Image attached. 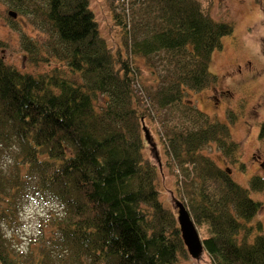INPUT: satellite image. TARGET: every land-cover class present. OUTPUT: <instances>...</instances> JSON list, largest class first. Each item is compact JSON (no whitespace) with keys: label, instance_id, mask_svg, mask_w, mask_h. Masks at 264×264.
<instances>
[{"label":"trees","instance_id":"16d2710c","mask_svg":"<svg viewBox=\"0 0 264 264\" xmlns=\"http://www.w3.org/2000/svg\"><path fill=\"white\" fill-rule=\"evenodd\" d=\"M5 1L42 14L52 39L41 57L49 69L40 72L0 56V148L17 145L12 167L0 163V264H181L187 256L175 214L159 199L157 168L145 155L134 55L156 74L155 86L143 84L149 106L181 113L163 134L166 160L179 167L194 224L207 226L202 241L211 264H264V221L253 219L264 198L249 195L264 190V177L251 175L243 186L199 153L212 142L239 162L228 124L182 101L187 90L216 83L211 54L232 24L209 16L199 0H129L127 17L111 3L123 32V51L119 43L114 51L88 0ZM23 46L30 56L37 47L30 36ZM24 186L60 209L45 220L51 242L21 252L2 226L17 219L14 197Z\"/></svg>","mask_w":264,"mask_h":264},{"label":"rangeland","instance_id":"374dc122","mask_svg":"<svg viewBox=\"0 0 264 264\" xmlns=\"http://www.w3.org/2000/svg\"><path fill=\"white\" fill-rule=\"evenodd\" d=\"M38 1L44 3L43 0ZM199 1L209 16L217 21L230 22L233 30L221 37V47L215 48L211 54L208 70L217 75L216 83L200 90H187L182 101L196 106L208 114L210 119L228 124L230 135L239 146L236 151L237 160L242 164L233 163L229 157H224L223 152L212 142L201 146L199 153L208 154L217 165L230 172L232 179L247 187L251 175L264 177V129L261 131L264 122V83L261 85L259 81L264 80V0ZM128 2L129 0H88L99 32L114 51L118 48V43L123 51V32L113 19L111 3L114 10L127 17L128 11H123V7ZM9 12H13L15 16ZM43 21L42 14L36 13L30 6L23 5V11L19 12L13 10L5 0H0V39L3 41L0 44V56L6 63L28 72L49 69V65L41 57L47 55L52 38L49 36L48 23ZM26 36L33 38L37 46L31 56L23 46ZM152 60L157 63L155 58ZM132 62L139 67L138 75L133 81L137 103L143 111L139 128L142 126V117L149 139L154 144L153 146L151 142H147L141 128L145 155L153 160L158 171L159 199L172 210L176 220L177 207L173 196L185 204L186 202L177 181L179 167L175 163H167L163 134L169 131L173 122L179 121L181 113L177 106L172 107L169 113L156 112L151 103L149 106L144 85L150 83L155 86L153 76L156 74L149 72L143 57L134 55ZM52 64L60 66L55 60H52ZM16 149V144L1 146L0 163L4 167H12ZM261 162L263 164L258 166ZM249 195L253 199L263 200L264 190H251ZM14 199L17 203V219L12 223L5 222L2 226L10 246L18 250L24 247L27 250L31 246L51 242L52 233L45 225V220L49 211L60 209L57 203L30 186H24L18 200L16 195ZM254 218L264 221V208ZM206 228L205 224L196 225L201 237L208 235ZM186 253L181 264H211L205 252L198 259L190 256L187 250Z\"/></svg>","mask_w":264,"mask_h":264},{"label":"water","instance_id":"95a60500","mask_svg":"<svg viewBox=\"0 0 264 264\" xmlns=\"http://www.w3.org/2000/svg\"><path fill=\"white\" fill-rule=\"evenodd\" d=\"M12 16H15L13 12H9ZM141 123L144 130V138L147 142L154 146L152 140L150 141L148 136V129L143 123V118L141 117ZM160 169V164H159ZM173 202L177 207L176 223L179 225L180 235L183 241V245L186 247L188 254L195 259L200 257V254L204 252V245L202 238L197 232L196 226L190 216V213L186 209L184 203L178 198L173 197Z\"/></svg>","mask_w":264,"mask_h":264},{"label":"clouds","instance_id":"9594fccd","mask_svg":"<svg viewBox=\"0 0 264 264\" xmlns=\"http://www.w3.org/2000/svg\"><path fill=\"white\" fill-rule=\"evenodd\" d=\"M19 250H20L21 252L26 251V249H25L24 247H21Z\"/></svg>","mask_w":264,"mask_h":264},{"label":"flooded vegetation","instance_id":"af4514ba","mask_svg":"<svg viewBox=\"0 0 264 264\" xmlns=\"http://www.w3.org/2000/svg\"><path fill=\"white\" fill-rule=\"evenodd\" d=\"M264 83V80H262L261 85ZM263 163H258V166H261Z\"/></svg>","mask_w":264,"mask_h":264},{"label":"bare ground","instance_id":"6f19581e","mask_svg":"<svg viewBox=\"0 0 264 264\" xmlns=\"http://www.w3.org/2000/svg\"><path fill=\"white\" fill-rule=\"evenodd\" d=\"M260 82H262V80H259Z\"/></svg>","mask_w":264,"mask_h":264}]
</instances>
